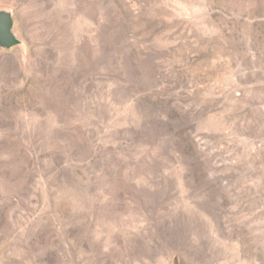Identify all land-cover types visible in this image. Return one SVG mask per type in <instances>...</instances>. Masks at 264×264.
<instances>
[{
    "label": "rangeland",
    "instance_id": "1",
    "mask_svg": "<svg viewBox=\"0 0 264 264\" xmlns=\"http://www.w3.org/2000/svg\"><path fill=\"white\" fill-rule=\"evenodd\" d=\"M0 11V264H264V0Z\"/></svg>",
    "mask_w": 264,
    "mask_h": 264
},
{
    "label": "water",
    "instance_id": "2",
    "mask_svg": "<svg viewBox=\"0 0 264 264\" xmlns=\"http://www.w3.org/2000/svg\"><path fill=\"white\" fill-rule=\"evenodd\" d=\"M13 17L10 13L0 11V47L11 49L19 44L13 33Z\"/></svg>",
    "mask_w": 264,
    "mask_h": 264
}]
</instances>
